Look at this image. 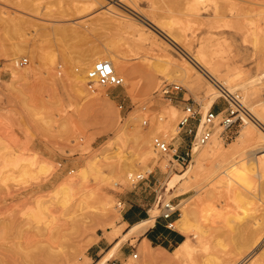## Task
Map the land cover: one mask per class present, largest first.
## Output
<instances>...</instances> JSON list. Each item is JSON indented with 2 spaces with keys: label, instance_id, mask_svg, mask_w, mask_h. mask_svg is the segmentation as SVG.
Here are the masks:
<instances>
[{
  "label": "rangeland",
  "instance_id": "374dc122",
  "mask_svg": "<svg viewBox=\"0 0 264 264\" xmlns=\"http://www.w3.org/2000/svg\"><path fill=\"white\" fill-rule=\"evenodd\" d=\"M197 1L0 0V264H96L132 226L125 223L124 203L140 204L136 216L147 210L159 215L154 196L160 188L154 181L166 189L168 178L189 166L171 164L165 155H147L139 135L148 136L150 145L159 136L171 149L187 148L192 138L177 129L183 100L200 112L221 93L167 37L147 28L145 15L190 56H201L223 86L236 89L244 113L231 128L230 139L215 127L219 153H206L210 143L201 148L204 156L185 182L186 194L164 192L163 202L171 200L175 207V220L187 215L182 225L186 234L175 223L173 228L190 241L194 253L178 262L173 255L177 247L154 246L139 234L127 238L111 260L232 264L230 258L240 261L247 255L243 264H248L264 252V235L244 255H239L238 245L250 223L264 225V169L257 168L264 159V127L253 124L249 110L264 106V0ZM102 52L107 60L124 63L125 74L133 69L132 77L119 74L124 86L113 90L87 84L88 90L109 96L92 106L73 70H88ZM23 58L26 65L13 66ZM185 78L188 84L196 81L190 90L180 82ZM164 82L181 87L176 100L169 102L158 93ZM227 98L215 100L211 109L226 108ZM171 107L177 110L174 118ZM91 160L96 169H88ZM132 165L133 178L151 175L131 182L126 171ZM79 169L83 178L75 177ZM71 175L80 185L74 203L63 205V196L51 193ZM103 203L110 205V212L101 211ZM194 232L203 235L202 242ZM148 251L158 260L150 259Z\"/></svg>",
  "mask_w": 264,
  "mask_h": 264
},
{
  "label": "bare ground",
  "instance_id": "6f19581e",
  "mask_svg": "<svg viewBox=\"0 0 264 264\" xmlns=\"http://www.w3.org/2000/svg\"><path fill=\"white\" fill-rule=\"evenodd\" d=\"M165 1V0H164ZM199 2L200 1H203V0H198ZM197 1V2H198ZM0 4H1V2H0ZM198 4V3H197ZM131 5V4H130ZM199 5V4H198ZM109 8V7H108ZM112 10L111 11H113V8H111ZM133 9V8H132ZM131 9V11L133 12V13H136V14H139L140 15V13H138V9H136L137 10V12L136 11H134V10H132ZM207 9V8H206ZM109 11H110V8H109ZM128 12V11H127ZM113 13H115V12H113ZM133 13H130L131 15L133 14ZM116 14V13H115ZM150 16V15H149ZM153 18V17H152ZM145 19H147V24H146V26H148L147 28H149V27H151L152 29L153 28H155V29H157V33L159 34V36H160V34L163 36V38H164V36L165 37H167V42H168V44L172 47V48H174V50H178L181 54H183V55H185V58H186V60H188V63H189V65H191L194 69H196L197 70V72H199L198 74L199 75H202V76H204V77H207V76H209L211 79H210V84L212 85V87L213 88H215L216 90H217V92L218 93H221V94H217V95H213L214 93H215V89L213 90V92L211 93V95H213L211 98H210V100L208 101V103H207V105L206 106H201V108H200V113L201 114H205L210 108H211V105L214 103V101L215 100H217L218 98H220V97H228L227 99H228V104H230V105H234V104H239L241 107H243V102H242V100H243V98H240L239 97V95L238 94H236L235 92V90L236 89H227V87H225V86H223L219 81H218V79H216V78H214L211 74H210V72H211V70L208 68V63L206 62V61H204V59L200 56H198V57H192V56H190L187 52H185L184 50L185 49H182V48H180V47H178V43H177V41L174 39V38H171L168 34H166L160 27H158L156 24H154V22H152L151 21V19H148L147 17H146V15H145ZM157 21V20H156ZM160 22V21H159ZM161 23H163L162 21H161ZM166 24V23H165ZM167 25V24H166ZM168 28V27H167ZM57 31V30H56ZM147 34V33H146ZM144 35V37H145V33L143 34ZM142 36V35H141ZM161 37V36H160ZM165 40H166V38H164ZM183 45V44H182ZM177 47V48H176ZM201 49V48H200ZM203 49V48H202ZM189 50V49H188ZM104 52H106V54H107V52H110V48L109 47H106L105 48V50H104ZM178 52V53H179ZM183 52V53H182ZM197 52V51H196ZM201 52V51H200ZM180 54V55H181ZM108 55V54H107ZM183 55H181V56H183ZM195 55V54H194ZM202 56H204L203 54H202ZM112 57V56H111ZM109 58V57H108ZM101 59H106L105 58V55L103 54V52H102V54L101 55H98V56H96V57H94L91 61H94V60H97V61H107V62H109L111 65H112V67H113V70H114V72L117 74V75H119V74H121V75H125V73H126V68H125V64L124 63H122L120 60V62H116V61H113L112 59H109V60H101ZM97 61H95V62H97ZM111 61V62H110ZM94 62V63H95ZM15 63H16V65H15ZM93 63V64H94ZM13 66L14 67H21V66H19L18 65V60H14V62H13ZM91 68V67H90ZM89 68V69H90ZM88 69V70H89ZM189 69V68H188ZM88 70L86 69V67L85 66H80L79 68H75L74 70H73V75H74V81L76 82V84H77V86L78 87H81V89L83 90V91H85V93H86V95H85V99H86V103H88V104H91L92 106H94L95 104H97V103H99L100 102V100H104V98H107L108 99V95L107 96H102V95H99V94H97L96 92H95V90L94 89H91V90H88V88H87V84H88V80H87V72H88ZM133 70V69H132ZM195 70V71H196ZM17 72V71H16ZM21 73V72H20ZM176 73V72H175ZM213 73V72H212ZM217 74V73H216ZM10 75H11V77L13 78L14 77V75L16 76V74H15V71L13 70V69H10ZM195 75V74H194ZM120 76V75H119ZM123 76H120V77H122L123 78V86H124V77ZM168 75H166V77H167ZM198 75H196V77H197ZM171 77H173V76H171ZM187 77V76H186ZM200 77V76H199ZM193 79V78H192ZM192 79H190V80H192ZM200 79H202V78H200ZM209 79V78H208ZM208 79H206L207 81H208ZM196 80V79H195ZM203 80V79H202ZM178 81V80H177ZM5 82V81H4ZM181 83H183L184 85H186V84H188V79H186L185 78V80L184 81H180ZM195 82L196 81H190V84H188L189 85V87H188V85H186L187 86V88L190 90L191 88H193L192 87V85H195ZM199 82V81H198ZM202 82V81H201ZM7 83H10V81L9 82H7ZM163 84V83H162ZM198 84H200V83H198ZM249 84H245L243 87H240L241 89L242 88H245V87H247ZM97 86V85H96ZM210 88V87H209ZM208 88V89H209ZM240 88H238V89H240ZM90 89V88H89ZM206 91H208V90H206ZM210 91V90H209ZM106 95V94H105ZM238 98H240V99H242V100H238ZM90 105V106H91ZM249 110H251V112L253 113V118H254V125H257V126H261L262 125V127H264V106H261L258 110H256V109H254V107H249ZM170 111V115L172 116V118H174L175 117V115H176V112H177V110L176 109H174L173 107H171V109L169 110ZM245 112H246V110H245ZM248 114V113H247ZM246 114V115H247ZM169 115V114H168ZM249 115V114H248ZM167 116V115H166ZM248 118V117H247ZM131 120V119H130ZM160 120H162V118H160ZM170 120V119H169ZM259 124V125H258ZM124 128V127H123ZM220 130V129H219ZM175 132V130L173 129V131H172V133H174ZM216 130L214 131V133H213V135H212V138H211V140H209L205 145H203L201 148H203V147H205V146H208V144L210 143L211 145L213 144V146H210L208 149H207V151H206V153L207 154H209V155H214V154H218L219 153V150H220V148H219V145H218V143H216L217 142V140L215 141V135H216ZM262 133V132H261ZM217 134H219V133H217ZM262 135H264V134H262ZM145 134H142V136L141 135H139V137L141 138V140H142V146H144V145H146L147 147H148V151L146 152L147 153V155L149 154V155H151L152 153L153 154H155L156 155V153H155V151H154V149H153V145H152V142H151V145H150V141H149V138H148V136H146L147 138H145ZM247 136V135H246ZM156 137H159V136H156ZM244 137V134H241V136H240V138H243ZM166 141V140H165ZM211 142H213V143H211ZM151 146H152V148H151ZM201 148H198V149H194V154H193V158H192V160H191V162H190V164H189V168L187 167L184 171H183V173L182 174H175V173H173V175L172 176H170V178L168 179V181H167V188H166V192H170V190H172V189H174L175 187V190H174V193H173V195L172 196H175V195H183V194H186L187 192H188V187L185 185L186 183L185 182H187L188 180H189V178L191 177V174H192V172L194 171V169H195V167H196V165L199 163V158L201 157V155H203L202 153H203V151H204V149L202 150ZM152 149H153V151H152ZM205 152V151H204ZM165 156H167V157H170V155H165ZM165 156H164V158H165ZM204 156V155H203ZM208 156V155H207ZM148 157V156H147ZM161 157H163V156H161ZM204 160V159H203ZM257 160V159H256ZM259 160V159H258ZM142 163H144V161L142 160L141 161ZM50 165V164H49ZM87 166H88V169H93V168H95L94 166H95V161H93V160H91V161H88V163L86 164ZM200 166V165H199ZM135 167L136 166H134V165H132L127 171H126V178L128 179V180H134V178H136V174H135V176H134V178H133V172L136 170L135 169ZM197 168V167H196ZM257 168L258 169H260V170H262V169H264V159H260L259 160V162H258V164H257ZM96 169V168H95ZM223 172V171H222ZM70 173H73V171L72 172H70ZM76 173V175H75V177L76 178H83L84 177V175H82V172H81V169H79V170H77V172H75ZM75 173H73V175L75 174ZM73 175H71V177H68V178H66L65 179V181L64 182H62L61 184H59L58 185V187H56L55 188V191L53 192V193H51L54 197H56L57 196V194H61V196H63V198L61 199V204H63V205H69L71 202H73L74 203V197L76 196V191H77V187H78V185H80V184H76L75 183V180H74V176ZM73 176V177H72ZM223 176V175H222ZM221 176V177H222ZM257 177V176H256ZM229 182V181H228ZM230 183V182H229ZM243 186H245V185H243ZM246 187V186H245ZM234 188V187H233ZM235 189V188H234ZM248 189V188H247ZM239 190V189H238ZM82 191V190H81ZM80 191V192H81ZM243 191H244V189H243ZM239 192V191H238ZM244 193V192H243ZM234 194V193H233ZM237 195V194H236ZM78 196V195H77ZM233 197H235L234 195H233ZM240 197V196H239ZM79 203H81V201L80 200H77ZM59 204V203H58ZM36 205L38 206V207H42L43 206V204H42V201L39 199H37V201H36ZM101 205V204H100ZM248 205V204H247ZM77 206V205H76ZM72 207V206H71ZM92 208V207H91ZM158 208V207H157ZM92 209H94V207L92 208ZM46 211V210H45ZM101 211H106V212H110V205H108V203H103L102 204V206H101ZM151 212V213H150ZM149 212V219L147 220H144V221H141V222H138V223H136V224H134V225H132L130 228H129V230L124 234V235H122V238L120 239V240H118L117 242H115V244H114V246H113V248L110 250V251H108L102 258H101V260H99L96 264H107V262H108V260H110L112 257H113V255H114V253L119 249V247L123 244V242L124 241H126V239L127 238H129L130 236H132V235H139V234H142L143 233V231H145L146 229H148L149 227H151L152 226V224H153V222H154V219H155V217L157 216L156 214H155V212H154V210H151ZM208 213V212H207ZM235 219H237V218H235ZM211 220V219H210ZM238 220H240V219H238ZM186 221H187V215H186V213H184L183 215H182V217L181 218H179V219H177V220H175L174 221V223H175V225H177V227L182 231V232H184L185 234H186V231H188V230H186L185 228H183L182 227V225H184L185 223H186ZM207 221H208V219H207ZM201 222V221H200ZM206 222V221H205ZM209 222V221H208ZM207 222V223H208ZM234 222V221H233ZM256 222V221H255ZM174 223H173V225H172V227L174 226ZM202 223H203V221H202ZM248 225H249V223H248ZM201 226H202V224H201ZM198 227V226H197ZM246 227V226H245ZM247 228V227H246ZM196 230V229H195ZM194 230V231H195ZM200 230H201V227H200ZM243 230V229H242ZM247 231L246 232H242L241 233V235H239V241H238V245L240 246V249H239V255H244V253L247 251V250H249L250 248H251V246L252 245H254L257 241H259V239L262 237V235H264V225H262V224H260V223H253V224H251L250 223V226H249V228H247L246 229ZM236 231V230H235ZM234 231V232H235ZM201 232V231H200ZM193 235H195V237L196 238H198V241L199 242H202V237H203V235L201 234V233H197V232H194V234ZM221 236V235H220ZM234 236H236V235H233V237ZM222 237V236H221ZM260 242V241H259ZM262 242H264V241H262ZM147 246V245H146ZM235 248V250H236V247H234ZM145 249V248H144ZM146 249H147V247H146ZM145 251V250H144ZM194 246L190 243V241L189 240H185V241H183L181 244H179L178 246H177V249L173 252V255H174V258L175 259H177V261L178 262H183V261H185V258H188V257H190L194 252ZM233 252H234V249L232 250ZM154 252V251H153ZM153 252H151V251H148V255H149V258L150 259H152V260H155V261H157L158 260V257H156L154 254L155 253H153ZM227 254V253H226ZM230 253H228V255H229ZM251 254H252V252H251ZM232 255V254H231ZM235 255H237V254H235ZM133 256V258L135 259L137 256L135 255V254H133L132 255ZM135 256V257H134ZM249 256H245V257H243V259L242 260H240V261H237L235 258H230V261H228V263H234V264H243L245 261H246V259L248 258ZM251 257H253V256H251ZM227 258V257H226ZM249 259V258H248ZM251 259V258H250ZM160 260H161V257H160ZM199 260V259H198ZM217 260V259H216ZM222 260V259H221ZM68 261V260H67ZM66 261V262H67ZM201 260H199V262H200ZM218 261H220V260H218ZM222 261H224V260H222ZM175 262V261H174ZM177 262V263H178ZM198 262V263H199ZM214 262V261H213ZM249 262V261H248ZM154 263V262H153ZM158 263H160V262H158ZM164 263V262H163ZM203 262H201V264H202ZM215 263V262H214ZM213 263V264H214ZM246 263V262H245ZM174 264V263H173ZM209 264V263H208ZM211 264V263H210ZM216 264V263H215ZM222 264V263H221ZM248 264H264V252H262V253H260V256L257 258V259H255L254 258V260H252V261H250Z\"/></svg>",
  "mask_w": 264,
  "mask_h": 264
},
{
  "label": "built area",
  "instance_id": "2783aa9c",
  "mask_svg": "<svg viewBox=\"0 0 264 264\" xmlns=\"http://www.w3.org/2000/svg\"><path fill=\"white\" fill-rule=\"evenodd\" d=\"M27 60L22 59L18 61L19 66L26 65ZM16 65V63H15ZM88 84H97L100 87H105L109 90L121 88L123 86V78L117 75L112 65L107 61H97L87 72ZM181 92V87L176 84L163 83L158 93L162 98L172 102L177 99V95ZM227 103V102H226ZM180 116L177 122L178 134L184 138L191 137L192 141L187 148H183L181 151L178 149H171V146L161 137H153L152 145L155 153L159 156L170 155L172 158L171 164L175 162L177 165L183 167L191 162L194 154V149L201 148L205 145L212 137L216 126L221 128L220 135L226 140L231 138V128L234 126L236 121L239 119V114L244 113L243 107L239 104L230 105L226 108L213 110L209 109L204 115L196 110L193 103H189L188 100H183V104L180 110ZM241 119V118H240ZM146 123V122H145ZM151 175V172L148 176ZM147 177L137 175L134 180L144 181ZM159 191L155 193L154 203L161 210V217L169 219L170 216L176 211L172 205L171 200L163 202L165 187H160ZM163 193L161 194V191ZM173 223H168V228L172 227ZM135 257V256H134Z\"/></svg>",
  "mask_w": 264,
  "mask_h": 264
},
{
  "label": "crops",
  "instance_id": "0c3cea01",
  "mask_svg": "<svg viewBox=\"0 0 264 264\" xmlns=\"http://www.w3.org/2000/svg\"><path fill=\"white\" fill-rule=\"evenodd\" d=\"M125 75L127 77H132V70H127V74H125ZM107 97L109 99V96H107ZM224 101H226V100L224 99ZM214 110L216 111V110H219V109H217V107H215ZM157 182H159V181L155 180L153 184L156 185ZM175 188L170 190L169 194H171V196L173 195ZM178 196H181V195H175L174 197H178ZM179 204H178V206H179ZM124 205L126 206V210L124 212L125 213L124 214L125 223H127L128 226L129 225H134V224H136L138 222H141V221H144L146 219L148 220L150 218L149 217V212L151 210L145 211L144 215H142V216H136L134 214V212L136 210H138V208L140 207V204H136V203H133V202H125ZM159 211H160L159 215H157L155 217L152 226L149 227L148 229H146L145 231H143V233L140 234L139 237L145 239L146 242H148V243L154 244V246H160V248L166 249L169 246H171L173 248H176L179 244H181L184 241V236H183V234H181L179 232H175L174 228H168L167 227L168 223H171V222L174 223L175 216H176V214H175L176 211L170 216L169 219L162 218L161 215H160L161 214V210L159 209ZM140 212H141V210H140ZM114 244H113V246H114ZM96 248H100V250H102V247L96 246ZM94 255L97 257L99 255V251H95ZM111 259L108 260L107 264H114L113 263L114 260H111Z\"/></svg>",
  "mask_w": 264,
  "mask_h": 264
}]
</instances>
